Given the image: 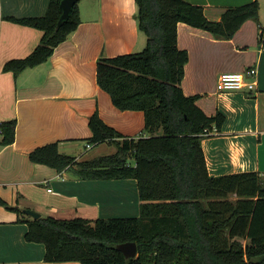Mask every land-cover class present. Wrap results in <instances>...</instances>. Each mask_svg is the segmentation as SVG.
Returning a JSON list of instances; mask_svg holds the SVG:
<instances>
[{
	"label": "trees",
	"instance_id": "1",
	"mask_svg": "<svg viewBox=\"0 0 264 264\" xmlns=\"http://www.w3.org/2000/svg\"><path fill=\"white\" fill-rule=\"evenodd\" d=\"M136 18L147 36L141 50L97 60V81L120 109L144 111L150 135L129 137L95 112L90 117L97 145L117 150L75 160L57 142L30 152L35 162L61 170L74 165L82 178H136L141 199L137 216L90 219L82 216L25 218L28 241L46 245L45 259L84 264H264V182L259 171L212 175L202 146L208 130L221 129L223 111L207 114L198 94L182 88L188 51L178 45V23L229 38L248 18L260 21V1L227 7L220 20L187 0H136ZM61 0H50L43 15L8 17L43 30L34 50L13 58L4 70L18 75L47 60L81 22L78 2L58 26ZM16 119L0 122V144L15 139ZM23 213L18 206H10ZM136 241L127 257L118 243Z\"/></svg>",
	"mask_w": 264,
	"mask_h": 264
},
{
	"label": "crops",
	"instance_id": "2",
	"mask_svg": "<svg viewBox=\"0 0 264 264\" xmlns=\"http://www.w3.org/2000/svg\"><path fill=\"white\" fill-rule=\"evenodd\" d=\"M187 1L202 5L209 19L220 20L227 7L252 0ZM259 1L260 21L246 19L229 38L180 21L178 45L189 55L184 92L198 94L196 101L207 114L221 110L226 115L222 128L202 139L209 172L256 170L264 182V0ZM49 2L0 0V122L17 120L14 141L0 144V264H84L46 260V245L25 237L24 219L33 216L7 205L32 208L44 217L140 214L136 178H82L74 165L59 170L30 158L36 147L57 142L75 160L88 159L72 151L100 144L87 140L95 112L129 137L150 135L144 111L120 109L97 81L100 56L137 51L147 41L136 18V0H78L80 24L47 60L18 75L4 70L8 60L30 54L43 36L42 29L8 17L43 15ZM250 66L257 68L256 91L218 90L222 72Z\"/></svg>",
	"mask_w": 264,
	"mask_h": 264
},
{
	"label": "built area",
	"instance_id": "3",
	"mask_svg": "<svg viewBox=\"0 0 264 264\" xmlns=\"http://www.w3.org/2000/svg\"><path fill=\"white\" fill-rule=\"evenodd\" d=\"M217 88L220 91L242 90L254 92L257 89V68L250 66L243 71L222 72L218 78ZM214 130H217V127L208 130V134ZM87 146L91 147V143H88ZM49 190H51V187Z\"/></svg>",
	"mask_w": 264,
	"mask_h": 264
},
{
	"label": "water",
	"instance_id": "4",
	"mask_svg": "<svg viewBox=\"0 0 264 264\" xmlns=\"http://www.w3.org/2000/svg\"><path fill=\"white\" fill-rule=\"evenodd\" d=\"M77 1L78 0H61V7L63 11L58 21V26H60L62 22L69 17L73 9V6ZM23 210L25 213L32 215L33 218H38L41 216V213L35 209L24 208ZM117 247L121 249L127 257L137 255L138 248H137L136 241L121 242V243H118Z\"/></svg>",
	"mask_w": 264,
	"mask_h": 264
},
{
	"label": "rangeland",
	"instance_id": "5",
	"mask_svg": "<svg viewBox=\"0 0 264 264\" xmlns=\"http://www.w3.org/2000/svg\"><path fill=\"white\" fill-rule=\"evenodd\" d=\"M145 45H142V47H140V49L138 50L143 49ZM79 146L80 145H78L77 148ZM116 150H117V146L115 144L112 145V144H109V142H103L93 148H86L84 145H82L79 149H76L72 152L73 154H81L83 152L82 153L83 158H91L93 156H97L101 154L113 153Z\"/></svg>",
	"mask_w": 264,
	"mask_h": 264
}]
</instances>
